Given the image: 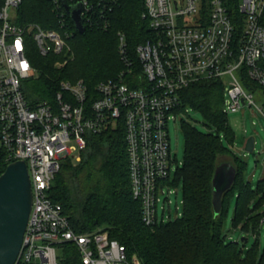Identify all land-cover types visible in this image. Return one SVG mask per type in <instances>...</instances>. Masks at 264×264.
I'll return each mask as SVG.
<instances>
[{
	"label": "built area",
	"instance_id": "built-area-1",
	"mask_svg": "<svg viewBox=\"0 0 264 264\" xmlns=\"http://www.w3.org/2000/svg\"><path fill=\"white\" fill-rule=\"evenodd\" d=\"M55 27L20 22L23 0H0V166L23 160L32 204L14 264H57V249L73 243L83 264H142L107 231L75 232L62 206L49 196L61 163L79 161L87 134L123 126L132 196L147 226L170 220L159 195L178 168L168 125L176 120L179 92L206 79L224 81L223 111L253 105L243 72L264 88V0H238L242 29L237 47L233 21L222 0H143L150 35L130 58L123 34L118 51L123 68L89 95L83 79H62L51 101H31L25 83L36 76V54L54 55L55 67L70 60L68 40L77 31L70 11L81 4L82 24L106 28L117 0H47ZM65 3V4H64ZM242 68L244 71L242 72ZM96 94V95H94ZM90 99L89 104H87ZM168 192H170L168 190ZM170 213V209L168 210ZM175 213L178 214L177 205ZM177 217V216H175ZM264 223V216L261 218Z\"/></svg>",
	"mask_w": 264,
	"mask_h": 264
},
{
	"label": "trees",
	"instance_id": "trees-1",
	"mask_svg": "<svg viewBox=\"0 0 264 264\" xmlns=\"http://www.w3.org/2000/svg\"><path fill=\"white\" fill-rule=\"evenodd\" d=\"M233 21L234 46L242 29L238 0H222ZM143 0H117L108 11L106 28L84 24V34L74 32L68 40L73 60L55 67L54 55L36 54L37 73L24 85L31 101H51L62 79H83L89 95L95 93L100 81L111 78L123 68L118 51V33L123 34L130 58L135 61V47L150 35L147 20L142 17ZM20 22H35L45 28L55 27V16L47 0H23L19 8ZM264 26V10L259 18ZM244 68H242V72ZM243 84L250 91L264 96V88L248 79ZM224 81L206 79L179 92L176 114L190 106L202 113L206 123L224 130L229 139L227 113L223 111ZM96 95V94H94ZM90 99L87 104H89ZM184 135V157L181 166L167 180L180 187V216L147 226L141 219L140 202L133 198L127 165L123 126L108 125L99 133L87 134L86 147L80 159L61 163L48 191L59 203L75 232L107 231L111 238L124 244L128 255L136 254L142 264H264V252L250 250L245 256L238 242H225V223L229 203L235 197L232 225L251 227L259 233L264 212V178L253 188L243 176L245 161L224 147L217 134L201 132L179 118ZM228 153L236 170L234 181L221 197V209L214 214L211 179L219 156ZM4 166H0V174ZM252 194V195H250ZM254 207L249 209V203ZM251 225V226H250ZM247 241V239H246ZM57 264H83L76 246L63 243Z\"/></svg>",
	"mask_w": 264,
	"mask_h": 264
},
{
	"label": "rangeland",
	"instance_id": "rangeland-1",
	"mask_svg": "<svg viewBox=\"0 0 264 264\" xmlns=\"http://www.w3.org/2000/svg\"><path fill=\"white\" fill-rule=\"evenodd\" d=\"M119 36L120 33H118V45ZM70 55V60H73L74 54L72 49ZM253 92V105H242L238 110L227 113V125L232 135L229 139L225 135L224 130H216L215 127L209 126L202 113L194 110L190 106H186L185 113L182 112L178 114L176 120L170 119L168 125L170 151L172 155H175L178 166H181L184 157V135L179 128V118H182L183 121L191 124L201 132L206 133L212 131L214 134H217L223 142L224 147L238 157L244 158L247 156L243 169V176L247 181H250L252 187L255 188L257 181L264 178V96H262L260 92ZM115 124H113V127H115ZM252 124L255 125L254 128L251 127ZM249 136L255 137V146L251 153H247L244 150L245 140ZM231 157L232 156L226 152L224 155L219 156V162L232 161ZM168 190L170 192H168ZM166 196H168L170 201V213H168V204L166 203L167 201H165V216L170 214V219L175 218V216H180L182 211V192L180 187L172 185L165 187V193L159 195L160 201L157 204L158 215L161 214L162 201ZM235 197L236 196L229 200L230 203L224 229L225 242H238L239 248L243 250L242 254L244 256L250 250H254V252L258 253L264 252V223L260 224L259 233H254L251 227L247 229L246 227L242 228L240 225H232ZM176 205L179 212L178 214L175 213ZM253 207L254 201L249 203V209ZM260 211L264 212V204L260 205ZM165 220H168V218L166 217ZM57 254L60 257L62 254L61 248L57 249Z\"/></svg>",
	"mask_w": 264,
	"mask_h": 264
},
{
	"label": "water",
	"instance_id": "water-1",
	"mask_svg": "<svg viewBox=\"0 0 264 264\" xmlns=\"http://www.w3.org/2000/svg\"><path fill=\"white\" fill-rule=\"evenodd\" d=\"M65 4V3H64ZM81 4L77 3L70 11V17L79 34H84ZM255 127L254 124L251 125ZM255 137L249 136L244 150H254ZM247 160V156L243 161ZM236 170L230 161L220 162L214 169L212 187V207L214 214L221 209V197L234 181ZM32 195L26 164L23 160L9 163L0 174V264H14L20 252L23 233L31 210Z\"/></svg>",
	"mask_w": 264,
	"mask_h": 264
}]
</instances>
